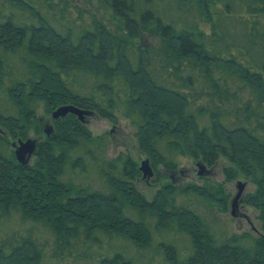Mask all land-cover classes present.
I'll return each mask as SVG.
<instances>
[{"label":"trees","instance_id":"trees-1","mask_svg":"<svg viewBox=\"0 0 264 264\" xmlns=\"http://www.w3.org/2000/svg\"><path fill=\"white\" fill-rule=\"evenodd\" d=\"M71 1L0 0V222L14 213L40 222L57 249L99 234L134 248L95 264H131L152 249L168 264H264L263 237H224L176 202L195 194L226 211L223 183L168 180L148 199L137 163L105 160L101 137L77 116L51 118L47 136L36 114L67 103L115 123L121 114L159 178L183 156L224 161V183L243 176L255 186L244 201L264 230V0H96L114 30ZM201 84L218 103H196ZM239 90L253 101L234 106ZM31 130L42 138L22 164L11 143ZM67 169L102 173L109 190L75 183ZM43 248L29 229L14 233L0 239V264H41Z\"/></svg>","mask_w":264,"mask_h":264},{"label":"rangeland","instance_id":"rangeland-1","mask_svg":"<svg viewBox=\"0 0 264 264\" xmlns=\"http://www.w3.org/2000/svg\"><path fill=\"white\" fill-rule=\"evenodd\" d=\"M71 2L81 6L87 11L84 12L86 20L89 19V15H95L111 30H114L108 16L109 10L100 6L96 0H72ZM206 89V85L204 84L196 88V91H194L196 103H206L207 101L209 105L218 103L216 98L210 101L209 97L204 95ZM253 98L254 96L249 90H239L236 96L230 99L233 101L234 106H240L243 103L253 101ZM36 114L37 117L42 119V127H44L45 123L51 122V113L50 115L45 113L41 104L36 105ZM117 116V122L115 123L109 119L94 115L85 121V125L93 135L101 137V146L99 147L104 149L105 160L115 158L120 153H124L135 161L139 168L141 161L146 158L149 159V157L139 148L134 126L121 116V114L118 113ZM29 136L32 138H42V134H35L32 130ZM3 146L5 147V145ZM6 150L9 151L10 149L7 147ZM197 162L199 161L183 156L180 158L175 171H163L164 175L162 178L157 176L153 168L154 173L151 177H143L140 171L141 176H139L134 183L137 189L148 199L153 196L155 190L163 182H167L168 180L172 181L177 187H181L188 182L197 183L199 185H203L204 183H223L224 191L229 195L228 209L226 211H219L216 206L209 205L204 199L195 194H178L176 196V202L177 204L186 205L202 215L211 225L213 231L222 233L224 237L234 233H247L254 237L261 236L264 238V230L261 228V223L258 219V210L244 201L245 195L254 190L255 186L253 183L243 176H238L234 180L224 183V161H218L211 167L201 164L203 168L199 167ZM102 167L107 169L106 164H102ZM89 169L91 168L89 167ZM199 171H201L202 176L198 175ZM67 172L73 175L71 179L75 183L81 185L89 184L93 188L102 191L109 190L107 187V179L102 173L91 171L88 172L89 174L86 176V174L79 172L77 169L73 172L67 169ZM116 173L118 174V171H116ZM238 181L243 182L244 186L236 203L232 205L233 198L238 192ZM26 229H29L30 233L39 240L44 247V258L41 264H95L99 255L110 253L117 248H122V250L128 251V253L134 251V248L128 241L114 235L108 237L104 234H99L96 239L97 241L89 240L84 242L82 238H80L63 249H57L54 243L55 238L45 225L40 222H32L29 220L21 221L18 214L15 213L11 215L7 222H0V239L6 238L14 233H16V235L24 233ZM172 236L173 235H170L169 238ZM144 252L141 259L134 260L131 264H168L163 262L161 253H156L153 249Z\"/></svg>","mask_w":264,"mask_h":264},{"label":"water","instance_id":"water-1","mask_svg":"<svg viewBox=\"0 0 264 264\" xmlns=\"http://www.w3.org/2000/svg\"><path fill=\"white\" fill-rule=\"evenodd\" d=\"M68 114H73L77 116V118L80 121L85 122L86 117L91 114V111L79 108L78 106L74 104L67 103V104L59 105L58 107L53 109L51 111V118L52 119L63 118ZM43 130L47 136L50 135L53 132L52 123H45ZM37 143H38V140L32 137H27L24 140L19 138L16 141H13L11 143V146L14 149V155L17 161L22 164H27L36 150ZM197 165L203 168L200 162H197ZM139 170L141 171L143 177H151L154 173L150 165V161L147 158L141 161ZM198 175L202 176L201 171L198 172ZM237 183H238L237 184L238 192L236 196L233 198L232 205L236 203L238 197L241 195V192L244 186V183L241 181H238Z\"/></svg>","mask_w":264,"mask_h":264},{"label":"flooded vegetation","instance_id":"flooded-vegetation-1","mask_svg":"<svg viewBox=\"0 0 264 264\" xmlns=\"http://www.w3.org/2000/svg\"><path fill=\"white\" fill-rule=\"evenodd\" d=\"M94 115H95L94 112H91V114L86 117V121H87V119H90V117H92ZM47 123H50V122H47ZM84 123H86V122H84ZM37 140H39V138H37Z\"/></svg>","mask_w":264,"mask_h":264}]
</instances>
